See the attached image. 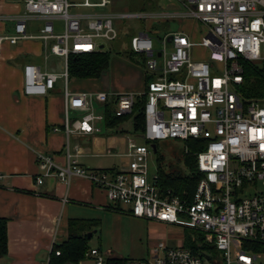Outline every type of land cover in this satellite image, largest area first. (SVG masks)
Masks as SVG:
<instances>
[{
    "label": "built area",
    "instance_id": "built-area-1",
    "mask_svg": "<svg viewBox=\"0 0 264 264\" xmlns=\"http://www.w3.org/2000/svg\"><path fill=\"white\" fill-rule=\"evenodd\" d=\"M20 1L23 12L14 19L13 33L0 35V45L38 39L49 54L63 60L61 73L43 72L33 64L22 68L21 92L26 97L48 95L58 80L64 85L66 164L37 155L36 185L48 177L65 183L70 177L84 178L104 191L118 210L125 206L134 218L182 227L196 235L178 247L158 244L147 260L118 258L89 247L79 264H264V103H247L236 92L242 83L241 62L264 63V0H180L181 13L148 14L73 11L104 8L113 0ZM123 19L193 20L207 33L199 42L180 31L166 33L158 50L149 32L132 36V52L142 57L145 73L153 77L142 93L69 91L68 57L102 51L103 43L118 38L114 21ZM30 20L42 21L39 34L27 33ZM196 47L208 50L209 60L195 59ZM141 97L145 144L129 141L126 169L78 166L69 138L99 134L105 103L114 102L115 115L126 116ZM165 140L181 141L185 155L190 143L195 149L200 177L190 200L163 190L157 172L148 179L151 145Z\"/></svg>",
    "mask_w": 264,
    "mask_h": 264
},
{
    "label": "crops",
    "instance_id": "crops-1",
    "mask_svg": "<svg viewBox=\"0 0 264 264\" xmlns=\"http://www.w3.org/2000/svg\"><path fill=\"white\" fill-rule=\"evenodd\" d=\"M158 8V13L182 12L180 0H160ZM22 12L20 0H0V35L13 33L14 19ZM142 26L146 31L152 28L151 24ZM41 28L40 20L26 24L30 35L39 34ZM183 33L195 42L192 30ZM26 64L43 72L63 71L62 58L49 54L38 39L0 45V218L7 221V254L0 258V264H48L51 247L66 239L70 220L99 222L103 214L118 210L104 191L84 178L70 177L65 183L48 177L36 185L35 177L40 173L37 155L50 156L60 166L66 164L64 85L58 80L46 96H24L21 73ZM74 80L70 87L68 79L71 92L118 94L142 93L145 89L144 69L116 58H110L105 75L99 79ZM94 107L99 112L95 102ZM56 128L59 130L54 131ZM131 136L105 130L93 135L75 134L69 138L68 147L82 168L125 170L124 155Z\"/></svg>",
    "mask_w": 264,
    "mask_h": 264
},
{
    "label": "rangeland",
    "instance_id": "rangeland-1",
    "mask_svg": "<svg viewBox=\"0 0 264 264\" xmlns=\"http://www.w3.org/2000/svg\"><path fill=\"white\" fill-rule=\"evenodd\" d=\"M82 2L83 0H74ZM92 3H98L99 0H90ZM160 0H113L110 5L104 8L93 9H74L73 11L96 12L103 14H123V13H158ZM144 25L151 24L153 45L155 50L161 49L159 39L166 33L183 32L185 29L192 30L193 40L199 42L207 33L206 27L193 20H172L166 22L164 20H129L123 19L114 21V25L119 31V37L113 42L103 43V51L110 52V58L121 59L129 63L137 65L140 69H144L142 57L132 55L129 57L130 39L139 31H146ZM60 23H56L59 26ZM151 30L150 27L147 28ZM167 51H171L168 45ZM194 58L197 60H209L210 52L208 50L196 47L194 50ZM221 68V64H217ZM145 72V70H144ZM74 79H70V87L74 83ZM78 81V80H77ZM130 121L127 122L129 127ZM132 141L136 144H145L144 139L138 134H131ZM156 153L149 154L147 163L148 179L151 180L157 172V157L162 156L160 163L162 170L165 172L171 170H179L186 172L187 169L183 164L182 157L184 155V145L178 140H165L155 143ZM127 161V159H126ZM125 206H121L117 212H109L103 214L99 218V227L97 232L92 235L88 241L89 247H100L103 251H110L113 256L123 259H148L154 248L158 244L163 243L167 247H178L186 244L194 238L195 232L182 227L165 225L151 220L134 218L129 214Z\"/></svg>",
    "mask_w": 264,
    "mask_h": 264
},
{
    "label": "trees",
    "instance_id": "trees-1",
    "mask_svg": "<svg viewBox=\"0 0 264 264\" xmlns=\"http://www.w3.org/2000/svg\"><path fill=\"white\" fill-rule=\"evenodd\" d=\"M149 34L151 30H147ZM119 37V35H118ZM128 55H135L130 46ZM110 61V52L99 51L92 54L70 55L67 61L68 79H99L105 75ZM143 64V59H142ZM242 83L237 86V94L245 101H257L264 103V63L241 62ZM152 76L145 73V86L152 80ZM144 97L137 100L132 113L126 116H116L114 102H107L101 106L103 120L100 123L102 131L112 134H138L142 137L144 127V116L142 112ZM130 121L128 128H125ZM191 147L188 155H183V164L187 171L171 170L165 172L160 163L162 156L157 157V176L159 185L163 190H171L179 198L190 200L199 180V173L195 170L194 153ZM119 211V210H117ZM7 221L0 218V258L7 254ZM100 223L98 221L70 220L68 235L60 243L53 244L49 255L48 264H79L84 253L89 248L88 233L97 232ZM59 252L56 256L55 253Z\"/></svg>",
    "mask_w": 264,
    "mask_h": 264
},
{
    "label": "water",
    "instance_id": "water-1",
    "mask_svg": "<svg viewBox=\"0 0 264 264\" xmlns=\"http://www.w3.org/2000/svg\"><path fill=\"white\" fill-rule=\"evenodd\" d=\"M102 48H103V46H100V49H102ZM151 149H152L153 153H156V146L154 144L151 145ZM94 233H95V231H93L92 233L91 232L88 233L87 238L90 239Z\"/></svg>",
    "mask_w": 264,
    "mask_h": 264
}]
</instances>
